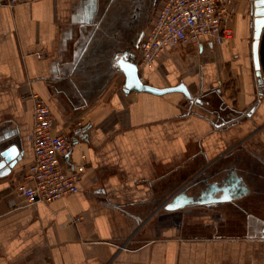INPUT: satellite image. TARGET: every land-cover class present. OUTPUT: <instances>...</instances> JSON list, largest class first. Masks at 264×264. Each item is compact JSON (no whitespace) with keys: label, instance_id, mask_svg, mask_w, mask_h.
I'll use <instances>...</instances> for the list:
<instances>
[{"label":"crops","instance_id":"1","mask_svg":"<svg viewBox=\"0 0 264 264\" xmlns=\"http://www.w3.org/2000/svg\"><path fill=\"white\" fill-rule=\"evenodd\" d=\"M252 1L239 5L229 43L168 49L140 68L153 86L185 83L194 101L124 92L116 61L128 0L0 5V139L16 134L24 152L0 176V264L253 262L254 244L264 245V87L252 61ZM157 2H132L143 34ZM34 93L55 131L74 140L65 168L84 154L86 167L77 193L30 204L16 185L34 158ZM235 174L248 193L165 209L174 195L200 194Z\"/></svg>","mask_w":264,"mask_h":264},{"label":"built area","instance_id":"2","mask_svg":"<svg viewBox=\"0 0 264 264\" xmlns=\"http://www.w3.org/2000/svg\"><path fill=\"white\" fill-rule=\"evenodd\" d=\"M18 0H0V5ZM243 0H158L154 18L138 46L139 67H152L164 51L178 47H198L203 42L227 44L234 35L230 26ZM34 102L30 141L34 151L26 180L16 190L30 203L51 202L79 191L83 161L71 170L63 159L74 150L73 138L55 131V118L45 101L31 94ZM79 130L76 136L83 135Z\"/></svg>","mask_w":264,"mask_h":264},{"label":"water","instance_id":"3","mask_svg":"<svg viewBox=\"0 0 264 264\" xmlns=\"http://www.w3.org/2000/svg\"><path fill=\"white\" fill-rule=\"evenodd\" d=\"M251 28H252V61L254 64L257 83L264 86V0H253L251 4ZM118 71L124 75L125 93L130 91H145L153 94L163 95L170 92H181L189 100L194 99L188 86L181 82L175 86L159 88L143 81L139 68V61H129L119 59L117 61ZM199 100V99H197ZM5 136L0 139V176L10 174L18 162L23 157L22 140L19 136ZM247 187L243 184L241 177L235 174L229 179L226 185L220 186L218 182L209 184L200 194L192 195L185 191L174 195L172 199L166 203L165 209L174 211L187 206L217 205L231 201L233 198L240 197L243 193H248Z\"/></svg>","mask_w":264,"mask_h":264},{"label":"flooded vegetation","instance_id":"4","mask_svg":"<svg viewBox=\"0 0 264 264\" xmlns=\"http://www.w3.org/2000/svg\"><path fill=\"white\" fill-rule=\"evenodd\" d=\"M132 2L133 0H128V3L126 4L125 9L123 10L124 16L122 17L121 25L119 24V32H121V36L119 37L118 40L117 61L121 58L134 62L139 61L140 55H139L138 46L143 36L142 35L143 31L139 30L136 24L133 22L135 15V8ZM120 29L122 30L120 31ZM117 61H116V65L118 67ZM231 177L232 176L228 177L226 181L224 180L223 182H218V184L220 186L226 185Z\"/></svg>","mask_w":264,"mask_h":264},{"label":"rangeland","instance_id":"5","mask_svg":"<svg viewBox=\"0 0 264 264\" xmlns=\"http://www.w3.org/2000/svg\"><path fill=\"white\" fill-rule=\"evenodd\" d=\"M263 128L264 127H262V129H259V130H263ZM263 132H264V130H263ZM247 264H249V263H247ZM251 264H264V245L254 244V246H253V262Z\"/></svg>","mask_w":264,"mask_h":264}]
</instances>
